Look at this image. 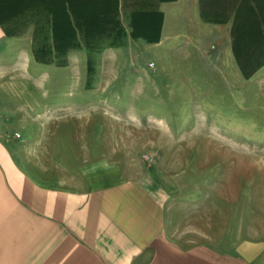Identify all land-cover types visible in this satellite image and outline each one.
<instances>
[{
    "label": "rangeland",
    "instance_id": "374dc122",
    "mask_svg": "<svg viewBox=\"0 0 264 264\" xmlns=\"http://www.w3.org/2000/svg\"><path fill=\"white\" fill-rule=\"evenodd\" d=\"M39 16L28 7L13 19L30 52L34 35H51ZM180 42L95 40L64 65L24 53L0 65V131L60 187L149 174L167 192L171 239L223 251L255 244L264 259V64L245 78L233 51L238 70L224 48L198 56Z\"/></svg>",
    "mask_w": 264,
    "mask_h": 264
},
{
    "label": "crops",
    "instance_id": "0c3cea01",
    "mask_svg": "<svg viewBox=\"0 0 264 264\" xmlns=\"http://www.w3.org/2000/svg\"><path fill=\"white\" fill-rule=\"evenodd\" d=\"M64 1L81 24L93 9L94 17L101 19L94 38L109 41L102 44L106 49L118 48L121 40L165 47L177 39L181 51L193 50L198 56L210 50L220 56L224 48L237 70L231 50L235 10L262 8L251 22L264 24V0ZM137 11L162 14L157 43L131 37V16ZM35 36L33 49L38 46ZM77 37H83L82 30ZM26 46L15 33L6 35L0 25L1 66H15L24 53L31 55ZM204 60L200 63L207 65ZM21 151L0 131V264H264L262 250L255 244L241 243L223 251L171 239L165 229L167 192L149 174L121 179L99 173L83 187L64 188L40 176Z\"/></svg>",
    "mask_w": 264,
    "mask_h": 264
},
{
    "label": "trees",
    "instance_id": "16d2710c",
    "mask_svg": "<svg viewBox=\"0 0 264 264\" xmlns=\"http://www.w3.org/2000/svg\"><path fill=\"white\" fill-rule=\"evenodd\" d=\"M64 4V0H0V25L6 35H14L12 29L14 17L25 8L35 7L40 15L37 21L41 22L43 28L50 30L51 39L36 40L38 46L33 49L34 60L40 64H50L56 59L57 65H64L69 51L78 50L83 45L91 49L96 44L95 40L100 41V38L96 39L94 36L95 29L100 28L101 20L100 17H94L92 9L87 11V16L81 24L76 17L72 18L75 13L73 9L67 8ZM258 11L262 12L263 9L238 7L235 10L237 20L232 26L234 32L232 51L245 78L250 77L264 64V24L251 22V18ZM161 23L162 14L159 12H134L131 16L130 35L133 39L142 38L148 44L157 43ZM79 30H82L81 39L77 37ZM105 42L100 41V45Z\"/></svg>",
    "mask_w": 264,
    "mask_h": 264
}]
</instances>
